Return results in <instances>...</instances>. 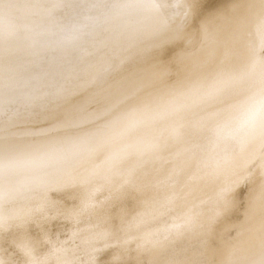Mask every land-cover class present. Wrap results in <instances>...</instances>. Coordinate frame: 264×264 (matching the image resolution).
<instances>
[{"label": "bare ground", "instance_id": "6f19581e", "mask_svg": "<svg viewBox=\"0 0 264 264\" xmlns=\"http://www.w3.org/2000/svg\"><path fill=\"white\" fill-rule=\"evenodd\" d=\"M0 264H264V0H0Z\"/></svg>", "mask_w": 264, "mask_h": 264}, {"label": "rangeland", "instance_id": "374dc122", "mask_svg": "<svg viewBox=\"0 0 264 264\" xmlns=\"http://www.w3.org/2000/svg\"><path fill=\"white\" fill-rule=\"evenodd\" d=\"M238 189H244V185H241V186H239V188Z\"/></svg>", "mask_w": 264, "mask_h": 264}]
</instances>
